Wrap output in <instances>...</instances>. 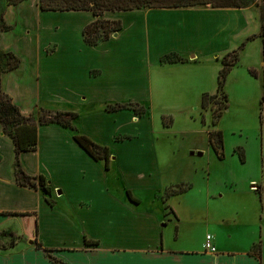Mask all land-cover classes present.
<instances>
[{"label":"crops","instance_id":"1","mask_svg":"<svg viewBox=\"0 0 264 264\" xmlns=\"http://www.w3.org/2000/svg\"><path fill=\"white\" fill-rule=\"evenodd\" d=\"M19 7L24 9L25 6ZM17 8H9L6 15L14 13ZM181 10H140L110 14L111 20L122 22V30L123 15H126L127 22L134 23L124 37L123 41L127 44L122 48L117 46L122 30L113 36V40L101 42L94 47L85 45L81 38L84 45L78 50L80 58L67 59L70 67L77 66L78 62L83 64L80 66L81 76L66 77L67 84L56 86L52 83L45 88L39 83L38 64L42 61L52 64L48 55L54 49L46 53L36 48L27 54L35 57L27 56L21 68L2 78V89L26 117L33 111L39 114L40 111L57 112L38 105L42 96H50L57 87L60 94L65 92L67 97L77 102L88 101V98L92 100L94 97L96 99L99 92L125 96L130 91L134 95L135 89L149 91L151 74L148 69L136 78L131 75L117 80L105 76L106 79H100L96 84L95 76L101 71L93 69L94 64L123 61L126 62L125 67L132 64L133 71L135 66L160 65V57L168 53H175L184 59L192 55V60H196L194 43L191 44V40L185 41L183 34V29L187 28L161 20L163 15H183L185 17L181 19L186 20L192 13H199ZM65 14L81 23V32L92 21V17L87 18V12ZM5 34L0 36L1 39ZM104 43L105 47H101ZM0 47L5 52H12L7 47L3 48V45ZM108 47L110 49L105 51ZM28 69L29 72L24 75ZM94 71L97 74L92 75ZM28 94H31L35 105L20 109L21 100L18 98ZM104 106L100 105L101 110L97 112H88L85 119L80 120L77 131L109 149L108 170L104 169L103 162L93 161L72 140L68 130L57 125L39 127L36 149L19 154L17 170L28 176L42 177L50 189L49 195H45L39 188L16 183L14 146L3 135L0 127V214H15L0 216V234L15 238L13 247L0 248V264H56L50 257L62 264H258L248 252L234 254L223 251L214 240L216 252L213 254L205 252L203 245L199 250L178 247L168 249L165 246L166 230L171 228L178 231L181 222L191 221L193 217L186 214L188 206L183 205L180 209L179 204L178 207L173 204L179 196L184 197V193L173 195L170 199L161 197L158 178L162 168L155 152L154 140L148 131L140 130L145 124H151L150 119L146 115L136 116L130 111L105 112ZM126 129L132 132L123 133ZM120 134L132 137L116 141L115 138ZM190 155L193 156V153ZM168 190L174 191L173 186ZM127 193L136 203L128 199ZM84 240L97 242L98 245L85 246ZM36 245L42 249L36 248ZM43 249L50 250V257Z\"/></svg>","mask_w":264,"mask_h":264},{"label":"rangeland","instance_id":"2","mask_svg":"<svg viewBox=\"0 0 264 264\" xmlns=\"http://www.w3.org/2000/svg\"><path fill=\"white\" fill-rule=\"evenodd\" d=\"M259 3L260 0H255L247 9L228 12H212L209 7L181 10L199 12L192 13L186 20L181 19L185 17L183 15H163L164 23L175 22L176 26L187 28L183 29L185 41L191 40L197 52L196 60L191 59L192 55L186 58L188 64L135 66L133 71V65L125 67L123 61L94 64L93 69L101 71L98 74L91 72L97 74L96 84L100 79L110 77L119 80L133 75L136 78L148 69L151 74L149 91L135 89L134 95L130 91L125 96L99 92L96 99L77 102L65 92L60 94L57 87L50 96H42L38 101L40 108L77 113L78 117L73 121L76 130L88 112L101 110L100 105L122 103L137 108L138 104L145 108L151 124H145L140 130L148 131L154 140L162 168L158 178L161 197L166 198L171 186L174 190L183 185L191 187L173 204L176 207L179 204L180 209L183 205L188 206L190 209L186 208V214L193 217L191 221L181 222L178 231L166 230L165 246L168 249L199 250L208 233L219 249L229 253L244 254L254 244H259L260 264H264V104L260 102L263 65L260 40L248 41L260 31ZM22 5L24 9H20ZM38 5L39 0H27L7 7L6 1L0 0V28L9 26L5 36L0 37V46L9 48L21 63L36 48L46 53L54 49L48 55L52 64L44 61L38 64L39 83L44 88L52 83L56 86L67 84L66 77L81 76L83 64L67 65L68 58H80L78 50L84 45L81 23L65 14L76 12H40ZM15 7L20 10L17 8L6 15L9 8ZM110 16V13H103L100 19L113 21ZM90 17L91 22L96 19L91 13L87 18ZM122 17L124 26L117 45L120 48L127 44L124 37L134 25L126 21V15ZM113 35L110 34L106 41L113 40ZM0 50L3 51L1 47ZM232 52L237 54V63L225 78L222 90L216 93L221 62ZM30 69L23 74L27 75ZM203 95L216 97L207 99L206 107L202 109ZM18 99L21 100L20 109L35 103L31 94ZM217 114L220 116L216 117ZM38 115V111H33L29 116L36 119ZM131 132L126 129L123 133ZM210 134H213L211 140ZM120 135L118 137L128 136ZM0 235L2 245L12 240L4 233Z\"/></svg>","mask_w":264,"mask_h":264},{"label":"trees","instance_id":"3","mask_svg":"<svg viewBox=\"0 0 264 264\" xmlns=\"http://www.w3.org/2000/svg\"><path fill=\"white\" fill-rule=\"evenodd\" d=\"M6 6H17L27 0H5ZM255 0H39L38 8L40 12H89L96 19L90 24L86 25L82 32V38L85 45L94 47L101 41H106L110 34H117L122 30V22L120 20L105 21L100 17L103 13H121L140 10H186L199 7H209L212 10H241L247 9L253 5ZM259 13L260 31L258 35L252 36L248 39L260 40L261 59H262V96L260 102L264 104V0H260L257 5ZM3 14V13H2ZM1 14V16H2ZM9 31V26H2L0 28V35ZM187 60L175 53H168L160 57V65L183 64ZM237 63V54L232 52L228 54L221 62L222 68L217 77V92L219 93L223 88V83L229 71ZM21 64L19 57L12 52H3L0 50V127L5 137L11 140L14 146V171L16 172V183L20 186L29 188H39L45 195L50 194V189L45 185L42 177H34L25 175L20 170L18 156L22 152H32L37 145V131L39 127L57 125L71 134L72 140L95 162H103L105 170L109 169V149L92 142L89 138L78 133L73 126V121L77 118V114L73 112L57 111L52 113L50 111H40L36 119L32 116H23L18 107L12 102L11 98L2 89V78L6 74L16 70ZM256 75L255 72H251ZM216 97V95L201 97V108L206 107L207 99ZM137 108H131L128 104H113L106 105L105 112H122L130 111L134 115L142 117L146 115V110L143 106L136 105ZM220 115L217 114L216 117ZM213 134H210L211 140ZM129 139V137H117L116 141ZM211 144V141H210ZM217 153L216 149H214ZM190 187L181 186L178 190L166 192V197L179 195L185 193ZM128 199L135 202L127 193ZM48 204L49 201L46 199ZM15 214L1 213L0 216H11ZM1 236V235H0ZM1 241V240H0ZM1 243V242H0ZM15 245V238L9 244H0L1 249L13 247ZM85 246L95 247L97 242H90L84 240ZM36 248L42 249L40 245ZM45 254L49 256L50 250L43 249ZM249 256L255 258L260 264L261 249L259 244H254L249 252ZM50 257V256H49ZM50 260L56 264H62L60 261L50 257Z\"/></svg>","mask_w":264,"mask_h":264},{"label":"built area","instance_id":"4","mask_svg":"<svg viewBox=\"0 0 264 264\" xmlns=\"http://www.w3.org/2000/svg\"><path fill=\"white\" fill-rule=\"evenodd\" d=\"M203 249L205 252L213 254L215 253V247L213 245V238L211 235H206L204 239Z\"/></svg>","mask_w":264,"mask_h":264},{"label":"water","instance_id":"5","mask_svg":"<svg viewBox=\"0 0 264 264\" xmlns=\"http://www.w3.org/2000/svg\"><path fill=\"white\" fill-rule=\"evenodd\" d=\"M116 34H114L113 36H115ZM191 59H193V56L191 57ZM198 156H200V154H198ZM57 194H60L59 191L56 192Z\"/></svg>","mask_w":264,"mask_h":264}]
</instances>
